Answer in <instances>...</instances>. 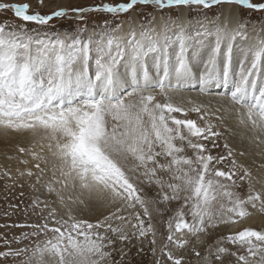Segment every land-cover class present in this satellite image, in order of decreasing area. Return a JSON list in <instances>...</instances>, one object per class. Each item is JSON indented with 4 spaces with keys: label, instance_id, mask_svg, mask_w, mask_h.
I'll use <instances>...</instances> for the list:
<instances>
[{
    "label": "snow or ice",
    "instance_id": "obj_1",
    "mask_svg": "<svg viewBox=\"0 0 264 264\" xmlns=\"http://www.w3.org/2000/svg\"><path fill=\"white\" fill-rule=\"evenodd\" d=\"M37 5L46 7V0ZM237 5L264 13V0H125L49 14L27 2L0 0V13L11 12L17 21L0 22V130L30 142L18 151L35 161L36 171H21L20 177H35V188L50 171L44 187L56 197L52 203L34 201L37 222L20 225L32 229L22 236L30 244L0 252V261L26 257L21 264H47L48 257L55 264H114L113 246L120 242L123 260V245L133 239L140 244L148 240L155 254L149 206L181 201L167 221L161 249L171 264H183V257L170 248L185 249L189 238L205 245L203 256L194 250L200 264H232L233 257L235 264H264V231L245 228L220 237L215 246L207 243L221 225L239 223L253 211L264 214V191L253 188L251 172L237 159L245 153L227 142L226 154L211 150L223 136L211 118L223 125L233 113L240 125L258 134L257 144H264V38L247 48L234 74L233 45L238 36L247 39L246 25L223 9ZM141 6H150L159 18L154 14L150 23L139 21L137 31L130 14ZM194 6L222 11L212 19L206 12L195 29L164 14ZM95 16L103 23L89 35L87 25ZM54 19L78 21L75 34L50 35ZM126 22L128 31L122 36ZM202 49L207 55L196 76L189 51L195 58ZM149 60L154 73L148 70ZM193 79L204 96L212 86L222 87L223 101L216 107L191 99L190 108L174 104L169 94L183 91ZM189 111L202 121L210 119L201 125L174 115ZM45 148L53 158L50 168ZM225 162L227 170L220 167ZM4 175L11 179L9 172ZM245 183L247 195H242L236 189ZM152 186L158 191L149 199L145 188ZM57 202L67 211L61 212ZM74 205L107 211L92 223L77 218Z\"/></svg>",
    "mask_w": 264,
    "mask_h": 264
},
{
    "label": "rangeland",
    "instance_id": "obj_2",
    "mask_svg": "<svg viewBox=\"0 0 264 264\" xmlns=\"http://www.w3.org/2000/svg\"><path fill=\"white\" fill-rule=\"evenodd\" d=\"M12 2H16V3L27 2L33 6V9L40 11L42 14H49L52 11L57 10L58 8H69L80 5L86 6V5H91L93 3L99 4L102 2L119 3V2H125V0H70L67 3L65 2L63 3L61 1L59 2L48 1L46 3L47 4L46 7H39L37 4L30 2V0H12ZM63 5L66 6L63 7ZM234 7L236 8L238 15L239 13L241 14V17L239 16L237 18L243 19L246 25V36L248 35V30L252 29V27L254 26L259 27L264 23V13L248 12L238 5ZM180 10L181 9H173L171 13H168V11L165 10L164 14L165 15L170 14L173 19H180L181 18ZM221 11L222 9L219 7H216L213 10L208 11L194 6L192 9H190V13L189 16L187 15V19H185V26L190 25L194 29L198 26L199 21L204 20V16L206 12L208 19H212L214 14H218ZM154 14L156 13H154V10L150 6L149 7L141 6L130 15L136 16L138 20L140 19L150 23L151 18ZM0 22L16 23L17 21L15 20L11 12H7V13H0ZM102 23L103 20L101 19V17L95 16L92 20L89 21L87 25L88 34L89 35L92 34L93 28L99 31V25ZM205 23H207V21H205ZM50 24L51 27L47 29L50 35L56 33H61V34L67 33L74 35L77 30L78 21L67 20V19H54L53 21L50 22ZM238 38H240V40L243 41L239 44L245 43L244 38L239 36L237 37V39ZM255 40H257V38H255ZM238 45H236L235 47H237ZM241 49H243V47H241L239 50ZM203 50L204 49H202L201 52ZM236 56L237 55H235V57ZM197 58L198 56L196 57V59ZM191 61H192V57H191ZM234 74H236V72H234ZM195 75L198 76L196 73ZM191 91L193 93H198L199 90H191ZM171 94L179 95V93L175 94L174 92H172ZM215 95L216 97H218L216 93ZM219 97L218 99L214 100L213 107H216L217 102L223 101V99L221 100V98ZM130 98L129 99L132 101L133 99H136L135 97H130ZM157 99L162 101L163 97H160L158 95ZM193 100L196 101L197 103L201 102L198 101L197 99H193ZM190 107L191 106L189 105V108ZM180 115L181 117H186L191 115L189 119L195 120L198 124L201 125L205 124L207 119H210V118H206L205 121H202L200 120V115L198 113H194L190 111L187 113L186 116L182 114ZM211 119L213 123H216L218 125L219 130L223 133V136L218 141L219 147L211 149L213 155L226 154L227 150L224 149L223 147L225 142L227 143L230 142L228 144L234 151L236 152L243 151L245 155L243 156L237 155V159L239 158L238 161L241 160L240 161L241 163L242 162L246 163L245 161H247L251 164L250 168L249 166L247 167L251 172L252 186L253 188H256V186L260 184L261 181H264V167L260 166L261 163L264 162V155H262V153H264V144H260V145L257 144L255 140L257 133H255V137H253L254 134L252 133L254 132L251 131L248 127L242 125H240L241 127H238L237 126L238 118L236 117L235 113L231 114V116L225 119L223 125H221L218 121H215L214 118ZM231 121L234 122L232 123ZM225 125L227 126L228 129L227 131H225ZM236 126H237L236 129L243 128L250 130L251 138L249 137L247 138L248 146H246L244 150L236 149L234 146H232L233 145L232 142L234 140L233 134H235L236 131V130L234 131L233 128ZM44 144L46 145L47 141H45ZM29 146L30 144H28L23 137L12 132H6L4 130H0V252H5L8 251L9 249L16 250L18 248H23L26 245H29L30 242L27 240H23L22 236L26 232H31L32 229L21 227L20 225L37 222L38 216L34 214V201L39 199L41 201H48L49 203H52L53 201L56 200L55 194L48 193L47 189L44 187V182L47 181L48 177L51 175L50 171L46 173V175L44 176V180L41 182V184L36 185L35 188L32 187V185L35 184V177H32L31 179L27 177L24 178L20 177L21 171H25L27 169H32L34 172L36 171V169L33 167L35 161H33L29 155L27 154L22 155L18 151L19 147H29ZM35 150L39 151L40 149L37 148ZM44 154L49 158V168H50L53 158L48 153L47 148L44 149ZM21 160H27L28 163L27 164L21 163ZM226 166H227V162H225V165H221L220 167L227 170ZM41 167H44V165L42 164ZM6 171L11 174V179H9L7 176L4 175ZM247 189H248V185L245 191L246 195H247ZM156 191H158V189H156L155 186H152V188H145V194L148 196L149 199L155 197ZM181 203H182L181 201H171L167 204L156 203L149 206L150 211L152 213V223L156 228L155 254H153V252L151 251L152 245L149 243L148 240H145L143 244H140L135 239H133L131 244H129L128 242L124 243L123 247L125 252H127V255L124 256L123 260H121V253L118 250L121 247V244L119 241H117V243L113 246L114 248L117 249V251H114L111 257V259L114 261V264H116V262H118V264H156V261H159L160 264H171V261H168L167 257L162 254L161 249L164 247V244L166 243V237L168 234L167 221L169 217L175 215V212L180 207ZM55 206L60 208L61 212L67 211V209L61 207L58 204V202L56 203ZM73 208H74V214L77 216V218L84 219L92 223H95L98 218L102 219L103 218L102 214L107 211V209H104L102 207L98 209H90L85 207L84 205H74ZM254 213L255 212H253L252 216L248 217L247 219L239 223L232 225H221L219 228L213 230V235L207 239V243L215 246L216 240H218L222 236L228 235L225 232L229 233L233 228H237L241 226V224H244L246 221L251 219L256 218L255 220H259L260 222H263L262 226L264 227L263 225L264 214L261 213L254 214ZM221 228L224 229V230L222 229L224 231L222 235H220ZM260 231H264V228L261 229ZM50 236L51 234H49V237ZM44 239H45L44 236H41L39 238L40 241H43ZM189 239L191 240V242L189 245L186 246L185 249H176L175 247H171L170 250L173 252V255L183 257V264H200V258L195 255V251H199L201 253V256H203L205 255L206 248L204 247L203 251L198 250L202 244L197 243L195 238H189ZM226 246L232 248L233 250H236V248L230 244ZM141 248L143 250L139 251ZM240 252L241 254H246L244 250ZM25 259L26 257H19V258L9 257L6 264H21V262ZM231 259H232V264H235V258L233 257ZM46 260H47V264H55L54 258L46 257ZM0 264H5V262L0 261Z\"/></svg>",
    "mask_w": 264,
    "mask_h": 264
},
{
    "label": "bare ground",
    "instance_id": "obj_3",
    "mask_svg": "<svg viewBox=\"0 0 264 264\" xmlns=\"http://www.w3.org/2000/svg\"><path fill=\"white\" fill-rule=\"evenodd\" d=\"M48 1H56V2H59V1H61V2H65V3H67V2H69L70 0H46V3L48 2ZM30 2H32V3H35V4H37V0H30ZM64 6H66V5H63V7ZM189 11V12H188ZM231 12V15L233 16V18L235 19V18H237V17H241V14L239 13V15H238V13H237V10H236V8L234 7V6H231V8H229L228 6H225V8H224V12L225 13H228V12ZM189 13H190V10H188V9H183V10H180V19L184 22V25H185V19H187V15L189 16ZM157 15V18H159V14H156ZM133 17H135V19L137 20V31L139 30V21H141L140 19L138 20L137 18H136V16H133ZM234 26V25H233ZM186 28H190V29H193L192 28V26H190V25H186L185 26ZM257 28V29H256ZM195 29V28H194ZM262 29H264V23L262 24V25H260L259 27H252V29H250V30H248V35H247V39H245V43H243V44H239V43H241V42H243V41H241L240 40V38H238V39H236V41L234 42V45H233V51H232V55H233V58H232V63H231V69H232V72L234 73V72H236L237 70H238V68L241 66V64H242V62H244V57H245V52H246V50H247V48L251 45V44H253V43H255V38H264V30H262ZM127 31H128V24H127V22L125 23V25H124V28H123V31H122V33H121V35L123 36V35H125L126 33H127ZM210 39H212V38H210ZM239 44V45H238ZM236 45H238L237 47H235ZM235 47V48H234ZM241 47H243V49H241V50H239ZM191 53V51H189V57H190V62H191V64H192V61H191V57H192V54H190ZM206 55H207V49H204L202 52H200V54H199V56H200V58L197 60V62H195V64L193 63L192 65H193V70H194V72L197 74V75H199V72L202 70V63H203V60L204 59H206ZM235 55H237L236 57H235ZM235 58H236V60H235ZM147 67H148V70H149V72L150 73H154L155 72V67H154V65H153V63H152V61L151 60H149L148 61V65H147ZM93 70H94V67H93ZM197 80L196 79H193L189 84H187L186 86H185V88H184V90L183 91H180V92H174L175 94L176 93H179V95H172L171 93L169 94L171 97H172V102L174 103V104H177V105H182V106H184V107H186V108H189V104L187 103V101L189 100V99H197L198 101H201V102H203V103H205V104H207V103H209L210 101L212 102V104H213V102H214V100L215 99H218V97H219V95H218V97H216V95H215V93H213L212 91H214L217 87H215V86H212L211 88H210V91H209V94L210 95H207V96H204L203 94H201L199 91H198V93H193L191 90H199V85H198V82H196ZM121 87L123 88V87H125L124 85H121ZM187 90H190V91H187ZM217 90V89H216ZM221 91H224V89H222ZM190 92V93H189ZM222 94V93H221ZM219 98H221V100L223 99V97L222 96H220ZM131 99V98H130ZM133 99V98H132ZM135 99H133V101H134ZM199 103V102H198ZM215 104V103H214ZM188 106V107H187ZM214 106V105H213ZM177 118H180V119H189L190 117H191V115H189V116H186V117H181V115H180V113H175L174 114ZM227 119V118H226ZM236 119V118H235ZM232 122V121H231ZM230 122V123H231ZM234 122V121H233ZM232 122V123H233ZM235 126V125H234ZM237 126L238 127H241L240 126V124L238 125V122H237ZM237 126L236 127H234L233 129H234V131H235V134H233V136H234V140H233V145L232 146H234L236 149H240V150H244L245 148H246V146H248L247 144H248V141H247V138L249 137V138H251L250 136H251V134H250V130L249 129H243V128H241V129H236L237 128ZM232 127V126H231ZM232 130V129H231ZM233 131V132H234ZM252 134H254V136L253 137H255V133H252ZM257 135V134H256ZM231 139H232V137H231ZM252 139H254V138H252ZM24 141V140H23ZM231 141V140H230ZM26 142L28 143V144H30V142L28 141V140H26ZM45 142V141H44ZM228 143H230V142H228ZM37 148H39V146H37ZM36 148V149H37ZM254 152V151H253ZM239 159V158H238ZM241 161V160H240ZM239 161V162H240ZM246 163H243L244 165H245V167H247V166H249V168L251 167V164L249 163V162H247V161H245ZM227 167V166H226ZM248 168V167H247ZM257 185V184H256ZM246 187H247V184L245 183V184H243V186L241 187V188H239V189H236L237 191H239V192H241V194L242 195H246V193H245V191H246ZM256 191H264V181H261V183L260 184H258L257 186H256V188H254ZM253 212H255V211H253ZM256 213H259V212H255L254 214H256ZM256 219V218H255ZM255 219H251V220H248V221H246L244 224H241V226H239V227H237V228H233L232 230H231V232H225L226 234H228V235H230V234H235V233H237V232H239V231H242L243 229H245V228H251V229H253V230H257V231H260L261 229H263L264 227L262 226V223L263 222H260L259 220H255ZM264 225V224H263ZM223 228H221L220 229V235H222L223 233H224V229L222 230ZM205 247V245H201V247H199V249L198 250H201V251H203V248ZM240 251H243V249H240Z\"/></svg>",
    "mask_w": 264,
    "mask_h": 264
}]
</instances>
